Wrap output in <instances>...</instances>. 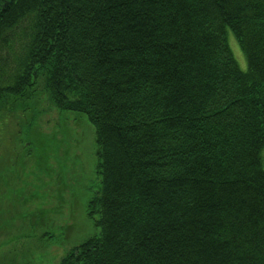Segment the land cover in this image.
I'll use <instances>...</instances> for the list:
<instances>
[{"label": "trees", "instance_id": "16d2710c", "mask_svg": "<svg viewBox=\"0 0 264 264\" xmlns=\"http://www.w3.org/2000/svg\"><path fill=\"white\" fill-rule=\"evenodd\" d=\"M12 113L19 142L95 130L98 232L57 264H264V0H8L0 129Z\"/></svg>", "mask_w": 264, "mask_h": 264}, {"label": "rangeland", "instance_id": "374dc122", "mask_svg": "<svg viewBox=\"0 0 264 264\" xmlns=\"http://www.w3.org/2000/svg\"><path fill=\"white\" fill-rule=\"evenodd\" d=\"M227 39L240 69L247 71L245 54L234 34L228 32ZM46 101L41 104L42 131L53 133L58 131L54 125H59L61 112L47 110ZM29 111L28 116L40 109ZM85 118L69 115L72 143L65 149L60 142L40 144L36 137L40 130H33L29 122L20 142L13 140L24 123L18 113L1 126L0 264H57L72 247L97 234L87 213L100 184L95 130ZM25 130L31 131L30 138ZM38 152L42 166L36 165Z\"/></svg>", "mask_w": 264, "mask_h": 264}, {"label": "flooded vegetation", "instance_id": "af4514ba", "mask_svg": "<svg viewBox=\"0 0 264 264\" xmlns=\"http://www.w3.org/2000/svg\"><path fill=\"white\" fill-rule=\"evenodd\" d=\"M8 0H0V10H4Z\"/></svg>", "mask_w": 264, "mask_h": 264}]
</instances>
